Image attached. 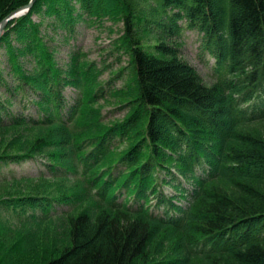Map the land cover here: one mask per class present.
<instances>
[{"label":"trees","instance_id":"1","mask_svg":"<svg viewBox=\"0 0 264 264\" xmlns=\"http://www.w3.org/2000/svg\"><path fill=\"white\" fill-rule=\"evenodd\" d=\"M29 1L0 0V21ZM102 1L38 0L30 12L43 5L72 32L81 12H91ZM154 1L164 22L162 31L179 37L193 28L202 35L215 61L213 83L204 85L195 69L180 60L177 48L160 38H152L157 44L150 51L144 49L139 30L147 24L136 16L132 0H118L124 10L122 46L133 73L128 123L134 126L145 117L148 155L142 156L138 146L130 148L90 181L93 199L110 211L92 215L84 209L68 217L64 246L42 264H264V0ZM31 13L10 21L0 38L19 83L11 93L0 74V85L10 93L7 101H0V130L24 123L64 124L72 110L62 95L68 82L49 64L50 54L36 36ZM182 20L184 27L179 25ZM12 39L29 51L35 44L40 57L35 75L22 70ZM29 89L34 99L27 106L23 97ZM17 92L23 95L22 110L31 104L37 109L35 117L25 115L21 122L23 118L11 112L9 101ZM54 137L36 139L24 149L40 154ZM117 137L119 129H114L80 145L79 153L94 145L79 156L80 172L99 165ZM22 161L18 155L0 154V172ZM16 178L29 176L0 173V182ZM41 206L42 216L51 218L50 204ZM33 215L0 201V249L15 237L14 226L40 219ZM159 227L177 234L164 252V240L156 234ZM20 233L18 242L26 235ZM5 253L0 254V264H7ZM161 254L164 258H154Z\"/></svg>","mask_w":264,"mask_h":264},{"label":"rangeland","instance_id":"2","mask_svg":"<svg viewBox=\"0 0 264 264\" xmlns=\"http://www.w3.org/2000/svg\"><path fill=\"white\" fill-rule=\"evenodd\" d=\"M132 3L138 14L136 16H140L141 22L147 24L139 30L140 35L144 34L145 37L141 41L142 47L150 51L149 48L157 44L152 38H160L161 42L175 46L180 60L195 69L204 85H211L215 61L204 48L202 35L193 28H186L179 37L162 31L160 27L164 22L154 0H132ZM81 13L72 32L64 28L63 24L60 25L56 15L48 13L43 5L30 14L32 24L37 26L36 36L42 40L50 54L49 64L57 70L60 79L68 82L62 89V95L66 105L71 106L72 110L66 112L68 116L65 115L64 124L51 123L41 126L24 123L0 130V154L18 155L24 160L19 164L11 163L1 172L29 176L27 179L16 178L0 182V201L22 206L24 210L33 213V216L40 217L34 224L14 226L11 235L15 237L9 239V245L0 249V254L9 253L4 258L7 264H42L57 255L66 242L68 217L84 209H88L92 215L100 209L110 211L108 205L102 204L101 207L95 198L93 199L90 181L130 148L138 146L142 156L148 155L147 150L150 147L143 137L145 117L134 126L128 123L133 110L130 102L133 73L129 57L122 46L124 10L118 0H103L91 12ZM179 25L186 26V21H180ZM10 44L24 73L35 75L40 59L34 51L35 44L32 51L13 39ZM10 69L7 56L0 48L1 78L12 93V89L19 83ZM96 89L100 90L95 91ZM41 90L45 92L47 89L42 87ZM29 91L30 89L24 94L25 97L17 92L15 99L9 101L11 112L18 118H23L21 122L25 121L27 115L36 116L37 109L31 104L26 110H22V104H19L22 97L27 106V102L34 99L31 93L33 91ZM9 94V91L7 93L3 85H0V101H7L5 95ZM35 96L37 95L34 93ZM72 111L74 113L71 115ZM114 129H119V139L115 138L113 144L110 142L101 163L92 166L87 173L80 172L79 156L87 153L94 145L80 153L79 146ZM49 134L55 136L53 142L43 144L40 154H27L24 148L28 143L36 139H46ZM24 142L26 143L23 144ZM39 173L42 176L39 177ZM186 178L189 179V174ZM188 182L193 184L191 179ZM167 188L166 194L170 195L173 191L169 186ZM47 203L50 204L53 215L49 219L42 216L45 209L41 205L45 206ZM21 230L26 235L18 242ZM156 234L164 240L160 252H164L166 246H170V240L177 235L175 230L165 227H159ZM17 256L22 257L18 259ZM154 258L159 260L164 256L161 254ZM199 260L201 259H192L191 262Z\"/></svg>","mask_w":264,"mask_h":264},{"label":"water","instance_id":"3","mask_svg":"<svg viewBox=\"0 0 264 264\" xmlns=\"http://www.w3.org/2000/svg\"><path fill=\"white\" fill-rule=\"evenodd\" d=\"M37 1L38 0H30L26 5L12 11L6 17H4L0 21V38H1V36L4 32V29H5V26L8 24V22L15 20L19 17L27 15L32 10V8L37 3Z\"/></svg>","mask_w":264,"mask_h":264}]
</instances>
